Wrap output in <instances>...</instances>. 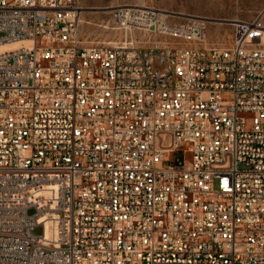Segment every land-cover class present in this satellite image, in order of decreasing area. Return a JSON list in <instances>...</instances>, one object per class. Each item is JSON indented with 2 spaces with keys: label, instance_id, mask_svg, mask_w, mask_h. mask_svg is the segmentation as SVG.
<instances>
[{
  "label": "built area",
  "instance_id": "2783aa9c",
  "mask_svg": "<svg viewBox=\"0 0 264 264\" xmlns=\"http://www.w3.org/2000/svg\"><path fill=\"white\" fill-rule=\"evenodd\" d=\"M83 11L0 0V264H264V9L226 46L123 9L152 47Z\"/></svg>",
  "mask_w": 264,
  "mask_h": 264
},
{
  "label": "rangeland",
  "instance_id": "374dc122",
  "mask_svg": "<svg viewBox=\"0 0 264 264\" xmlns=\"http://www.w3.org/2000/svg\"><path fill=\"white\" fill-rule=\"evenodd\" d=\"M83 6L82 37L89 43L110 44L134 39L144 47L180 40L156 31L127 26L119 20L122 9L154 7L169 14L170 23H181L187 13L206 16L202 45H230L234 37L232 19H251L264 9V0H79ZM264 24V16L262 20ZM264 40V35L262 37ZM39 232V229L36 230Z\"/></svg>",
  "mask_w": 264,
  "mask_h": 264
},
{
  "label": "bare ground",
  "instance_id": "6f19581e",
  "mask_svg": "<svg viewBox=\"0 0 264 264\" xmlns=\"http://www.w3.org/2000/svg\"><path fill=\"white\" fill-rule=\"evenodd\" d=\"M123 10V9H122ZM120 10L119 11V20L121 23H125V24H128L129 23V16L126 15L124 12L125 11H122ZM27 41H16V42H13V43H4V44H1L0 45V50H3V49H10V48H17V47H21L23 45H27Z\"/></svg>",
  "mask_w": 264,
  "mask_h": 264
}]
</instances>
